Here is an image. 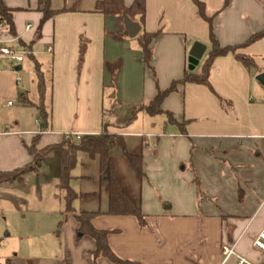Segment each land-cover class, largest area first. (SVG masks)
I'll list each match as a JSON object with an SVG mask.
<instances>
[{
	"label": "crops",
	"instance_id": "1",
	"mask_svg": "<svg viewBox=\"0 0 264 264\" xmlns=\"http://www.w3.org/2000/svg\"><path fill=\"white\" fill-rule=\"evenodd\" d=\"M42 1L53 11H66L47 20L39 31ZM100 1L3 0L16 10L17 38L6 30L1 38L11 47L18 41L33 42L30 57L35 67L25 64V52L19 63L0 60V150L7 151L0 173L32 164L27 147L39 134L42 150L61 144L68 134L98 136L108 125L111 134L123 137L129 153L142 156L144 177L119 146L110 153L118 178L146 215V223L107 214L109 187L99 158L79 155L72 187L90 195L74 206L78 212L102 213L93 224L111 232L108 241L118 256L140 264H222L221 247L233 243L239 254L260 259L252 245L264 228V87L256 79L264 73V38L243 46L264 31V0H197L212 19L220 45L241 47L237 54L251 58L254 66L247 69L229 53L214 61L210 87L178 86L162 109L176 123L186 122L185 132L166 115H159L165 118L161 129L150 121L156 116L145 111L130 119L135 108L154 100L158 89L166 90L183 78L196 43L206 47L191 72L200 70L211 48V26L196 0L146 1L144 29L160 32L151 44L153 71L144 63L138 40L125 34L123 19L96 12ZM134 1L124 4L130 7ZM36 64L44 75V104L50 117V128L43 133L40 111L33 126L28 113L29 107L38 109L40 101ZM140 121L146 122L142 128L136 127ZM60 159V152L53 151L37 169L52 164L58 191ZM63 216L60 256L14 259L6 252L0 254V263L94 264V241H77V221L64 208ZM97 264L112 263L101 258Z\"/></svg>",
	"mask_w": 264,
	"mask_h": 264
},
{
	"label": "trees",
	"instance_id": "2",
	"mask_svg": "<svg viewBox=\"0 0 264 264\" xmlns=\"http://www.w3.org/2000/svg\"><path fill=\"white\" fill-rule=\"evenodd\" d=\"M146 1L147 0H135L132 6L126 7L124 0H102L97 3L96 12L104 16H119L124 18L128 16L132 21L137 22L141 26V32L136 37L143 53V60L146 66L153 71L152 60L153 52L151 49L152 42L159 36L158 33H148L144 29L146 19ZM42 4L43 19L39 26V31L43 27L44 23L54 18L56 15L65 12L53 11L50 8L49 2H40ZM200 15L208 21L211 26L210 31V43L211 48L208 52L206 59L200 67L198 72H191L187 70L182 79L174 81L171 86L166 90L158 89V93L154 100L148 104H143L134 109L130 122L136 120L138 114L142 111L147 112L148 115L155 117L159 115H166L167 119L172 124H178L172 118V115L162 109L164 100L173 92L177 90L180 85L199 84L210 87L209 76L212 65L216 58L226 56L229 53L235 54L236 58L242 62L247 68L251 69L254 66V62L251 58L238 55L237 51L241 47H222L217 40L213 29L212 19L205 15L204 6L202 3L196 0ZM15 13L16 10L8 8L3 0H0V23L6 27V32L12 37L17 38L16 26H15ZM124 21V19H123ZM41 36V33H37V39ZM264 38V31L255 34L244 44L246 47L250 44L257 42ZM33 42L26 44L23 41H18L15 48L22 52L28 53L29 56L33 57L32 53ZM36 74L38 78V93L40 97L39 104L37 105L40 111L42 124L40 125V132H47L49 126V113L45 107V93L46 83L44 75L40 70V66L36 64ZM186 122L179 123V127L182 132H185ZM41 135H37L31 146L27 147L28 153L34 158L32 164L9 172L0 173V184L8 183L12 180L18 179L31 171L37 170L44 160V158L53 151H59L61 155L60 165L58 168V183L60 199L64 206V213L72 214L78 223L77 237L76 240L80 241L84 237H90L95 243V250L93 252V262L97 264L98 260L104 258L112 264H140L139 262L125 260L118 256L113 249L110 247L108 237L110 231L97 229L93 220L101 215V212H78L74 206L76 200L89 198L90 195H84L78 193L72 187V181L74 179L73 171L79 164V155L81 153L88 154L91 158H99L100 171L103 178L108 182L109 187V210L108 215L110 216H121V217H134L140 224L146 223V215L142 209L134 203L131 199L120 179L118 178L115 163L111 157V151L119 146L128 162L138 173L140 177H144L143 171V159L141 155H132L128 152L126 144L122 136L113 135L108 131V125L104 126V131L98 136H83L81 139L71 137L69 139L64 138L62 143L55 146H48L42 150L38 149L39 139ZM197 186L199 185L197 178H195ZM61 225V224H60ZM0 264H15L11 260H7Z\"/></svg>",
	"mask_w": 264,
	"mask_h": 264
},
{
	"label": "rangeland",
	"instance_id": "3",
	"mask_svg": "<svg viewBox=\"0 0 264 264\" xmlns=\"http://www.w3.org/2000/svg\"><path fill=\"white\" fill-rule=\"evenodd\" d=\"M5 30L4 28L1 29V36L4 35ZM135 41L137 43V40ZM24 56L25 64L34 69V60L26 53ZM38 60L45 64L44 57L38 56ZM37 111V108H28L29 122L32 126L37 119ZM164 120L163 116H156L150 121L157 124V129H161V121ZM145 124L146 122L141 123L140 121L136 127L142 128ZM6 157L7 151L5 149L0 150L1 164ZM63 208L52 164L31 171L25 176L8 183H1L0 246L2 251L0 254L9 252L11 258L29 260L60 256L62 249L60 245L65 238V236L59 234L61 232L59 224L62 223L64 217Z\"/></svg>",
	"mask_w": 264,
	"mask_h": 264
},
{
	"label": "built area",
	"instance_id": "4",
	"mask_svg": "<svg viewBox=\"0 0 264 264\" xmlns=\"http://www.w3.org/2000/svg\"><path fill=\"white\" fill-rule=\"evenodd\" d=\"M4 27L3 24L0 23V31ZM31 26H27V30H30ZM24 52L21 50H18L15 47H11L7 45L5 41L2 40L0 35V60L2 59H8L12 62H22ZM17 73V72H16ZM17 84L22 85L23 79L21 77L17 78ZM8 106H13V103L9 102ZM71 137H74L76 139H81L82 135H72L68 134L65 135L66 139H69ZM252 248L258 252L261 255V258L258 260H250L248 257H245L241 254H239L236 250L235 244L226 243L221 247V254H222V264H228L230 262H233V264H264V228L261 230V232L258 234V236L255 238Z\"/></svg>",
	"mask_w": 264,
	"mask_h": 264
},
{
	"label": "water",
	"instance_id": "5",
	"mask_svg": "<svg viewBox=\"0 0 264 264\" xmlns=\"http://www.w3.org/2000/svg\"><path fill=\"white\" fill-rule=\"evenodd\" d=\"M124 26H125V34L130 38H136L141 32V26L132 21L128 16H124ZM206 47L199 43H196L190 52L189 57V70L194 71L195 68L199 65L200 60L202 59L205 53ZM257 81L264 87V73L258 75L256 77Z\"/></svg>",
	"mask_w": 264,
	"mask_h": 264
}]
</instances>
